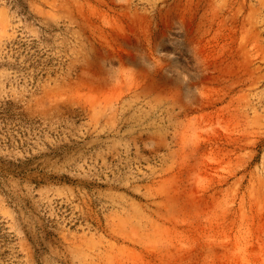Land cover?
I'll return each mask as SVG.
<instances>
[{
    "label": "rangeland",
    "instance_id": "374dc122",
    "mask_svg": "<svg viewBox=\"0 0 264 264\" xmlns=\"http://www.w3.org/2000/svg\"><path fill=\"white\" fill-rule=\"evenodd\" d=\"M0 264H264V0H0Z\"/></svg>",
    "mask_w": 264,
    "mask_h": 264
}]
</instances>
